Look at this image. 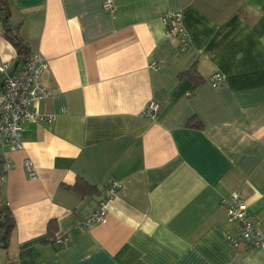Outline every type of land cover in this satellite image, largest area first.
Masks as SVG:
<instances>
[{
  "label": "crops",
  "instance_id": "0c3cea01",
  "mask_svg": "<svg viewBox=\"0 0 264 264\" xmlns=\"http://www.w3.org/2000/svg\"><path fill=\"white\" fill-rule=\"evenodd\" d=\"M7 1L9 25L49 66L33 108L55 118L26 121L21 147L2 148L15 226L0 264H264V249L227 243L237 222L220 205L237 192L264 230V0ZM172 11L184 51L165 33ZM3 62L22 64L0 23ZM192 65L202 81L179 75ZM78 179L97 192H75ZM110 179L121 186L104 219L78 227Z\"/></svg>",
  "mask_w": 264,
  "mask_h": 264
},
{
  "label": "built area",
  "instance_id": "2783aa9c",
  "mask_svg": "<svg viewBox=\"0 0 264 264\" xmlns=\"http://www.w3.org/2000/svg\"><path fill=\"white\" fill-rule=\"evenodd\" d=\"M112 7L110 0L102 2V8L109 10ZM165 33L175 41L179 51H184L189 45V38L182 24L180 11H172L162 17ZM49 66L47 60L39 52H29L21 66L13 71L8 70L6 62L0 64L2 73L0 83V147L11 150L21 147V132L26 121H45L51 123L54 115L39 112L33 108L37 102L47 97L46 86L42 76ZM220 73L209 77L212 85L222 80ZM158 104L150 101L141 114L151 117L157 110ZM23 166L30 178L35 176L30 159H24ZM120 182L110 179L103 190L93 210L77 221L80 228L90 227L101 222L106 214L107 203L120 189ZM220 205L224 210L227 221L237 222V233L227 237L226 241L233 247L264 249V230L259 229L246 214V204L239 194L232 191L223 197ZM64 237L55 239V243L63 244Z\"/></svg>",
  "mask_w": 264,
  "mask_h": 264
},
{
  "label": "trees",
  "instance_id": "16d2710c",
  "mask_svg": "<svg viewBox=\"0 0 264 264\" xmlns=\"http://www.w3.org/2000/svg\"><path fill=\"white\" fill-rule=\"evenodd\" d=\"M8 16H9V3L7 0H0V23L2 27L4 28V35L8 41L12 43V45L16 49L17 53V62H24L27 52V47L25 45L24 40L18 35L17 31L12 28L8 23ZM180 76H188L193 80H196L197 82L202 81V78L197 73L196 68L194 65L190 66L188 69L180 72ZM3 149L0 147V169L3 165V155H2ZM75 192L80 194H92L96 193L97 190L85 183L84 181L78 179L74 183V185L71 187ZM51 225H55L54 220H50L48 222V229L51 227ZM15 221L12 215V212L8 205L5 203L0 204V247L1 248H7L10 234L12 230L14 229ZM50 237L52 236L51 231L49 232ZM51 241L55 242V239H51ZM58 246H61L60 244H57Z\"/></svg>",
  "mask_w": 264,
  "mask_h": 264
}]
</instances>
